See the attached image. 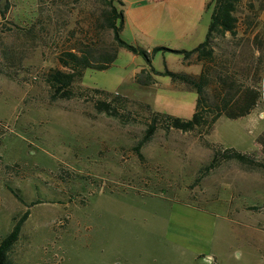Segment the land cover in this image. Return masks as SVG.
Here are the masks:
<instances>
[{
  "label": "rangeland",
  "instance_id": "1",
  "mask_svg": "<svg viewBox=\"0 0 264 264\" xmlns=\"http://www.w3.org/2000/svg\"><path fill=\"white\" fill-rule=\"evenodd\" d=\"M113 3L137 51L117 46L100 0H0V241L30 211L9 264H264V0H241L235 34L214 40L239 86L260 77L258 106L209 132L160 120L142 145L154 113L195 111L199 94L171 73L201 72L180 51L207 39L214 0ZM82 42L117 52L56 98L46 73L69 71L58 56ZM115 96L119 117L96 109ZM219 147L254 164L208 168Z\"/></svg>",
  "mask_w": 264,
  "mask_h": 264
},
{
  "label": "trees",
  "instance_id": "2",
  "mask_svg": "<svg viewBox=\"0 0 264 264\" xmlns=\"http://www.w3.org/2000/svg\"><path fill=\"white\" fill-rule=\"evenodd\" d=\"M100 1L109 6V11H107L104 18L105 27L113 30L117 46L127 47L137 51L134 46L129 45L120 37L123 13L114 5L113 2L115 0ZM240 1L241 0H214L207 39L193 50L180 51L184 54L186 59L195 55L198 61L205 62V65L202 64L201 72L197 75L171 73L174 78L183 80L199 94L192 117L186 119L170 114H162L160 112L154 113L151 117V123L147 129V133L140 145L152 137L160 120L165 122L170 128L192 131L206 127L207 132H209L213 129L219 118L225 116L230 119H237L249 114L258 106V103L261 101V92L258 84L260 77H258L255 82L250 83V85L245 84L239 86V81L236 76L237 72L235 70H227L229 67L226 66V63L229 62L227 60L220 62L221 60L217 57L214 49V40L217 37L223 36L227 32L235 34L238 21L235 12ZM1 12L3 14L2 16L6 13L5 10H2ZM118 20H120V24H118ZM91 48L90 45L82 42V46L73 47L69 50L63 51L61 55L58 56L60 64L68 68L69 71L53 68L46 73L45 80L50 85L54 97H72L74 95V83L80 79L84 69L90 66L99 69L107 67L111 60L114 59L117 52V49L113 52L106 51V53H102L95 58ZM139 52L146 54L143 50H140ZM258 68L256 77L259 75L260 66H258ZM213 74L215 75L217 91L213 97H210L206 88L212 80ZM255 78H253V80ZM112 101L120 103L124 102V100L117 96L108 98L107 100L100 99L95 104L96 109L109 116L119 117L121 114L118 113L117 107ZM225 159H236L244 164H254V159L235 148L222 149L219 147V149L214 152L208 168L215 167L216 164ZM29 214V210L25 211L15 222L12 230L1 239L0 264H9V253L19 240L23 223L26 221Z\"/></svg>",
  "mask_w": 264,
  "mask_h": 264
}]
</instances>
